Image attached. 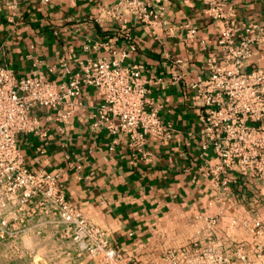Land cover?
Instances as JSON below:
<instances>
[{
  "label": "crops",
  "instance_id": "obj_1",
  "mask_svg": "<svg viewBox=\"0 0 264 264\" xmlns=\"http://www.w3.org/2000/svg\"><path fill=\"white\" fill-rule=\"evenodd\" d=\"M117 1L0 0L1 65L18 75L44 69L58 82L65 77L58 72L63 59L74 70L75 59L112 57L105 42L116 51L133 45L123 64L141 66L147 96L171 128L168 140L150 137L141 150L128 136L114 141L106 129L92 130L100 97L88 86L83 88V106L61 130L55 120L44 118L50 110L34 107L31 113L41 118L39 130L17 139L26 165L57 175L66 199L91 224L104 229L119 258L92 257L79 242L53 232L36 238L26 231L21 253L11 264H169L171 255L209 242V217L217 220L210 240L224 254L232 257L241 246L248 252L246 264H264L257 255L264 250V234L242 222L259 215L264 222V180L231 171L230 192L221 200L212 176L205 173L217 157L211 147L201 148L197 135L202 104L190 84L206 75L210 57L223 53L218 46L223 22L208 16L202 2L186 0L155 1V8L162 7L164 25L130 14H106ZM232 9L229 17L240 28L237 39L245 33L243 24L264 17L262 0H234ZM188 28L195 29L191 41ZM48 66L55 70L48 71ZM262 66L264 46L245 67ZM3 247L0 242V264H7Z\"/></svg>",
  "mask_w": 264,
  "mask_h": 264
},
{
  "label": "built area",
  "instance_id": "obj_2",
  "mask_svg": "<svg viewBox=\"0 0 264 264\" xmlns=\"http://www.w3.org/2000/svg\"><path fill=\"white\" fill-rule=\"evenodd\" d=\"M155 1L118 0L105 13L119 18L130 14L151 25H164L162 7L155 8ZM186 1L202 2L208 16L223 22L218 40L223 53L207 60L206 75L197 76L190 88L202 104L197 133L201 148L211 147L217 157L213 165L205 167V173L212 176L215 191L224 200L230 192L231 171L264 180V66L245 67L251 64L255 50L264 46V17L258 22L243 24L245 33L237 39L239 25L229 17L233 15L234 0ZM194 33V28H188V41ZM104 44L112 57L75 59L74 70L63 59L58 72L65 77L58 82L49 79L44 69L18 75L0 64V242L4 246L2 259L7 264L20 255L26 231L36 238L53 232L72 239L82 244L92 257L103 255L112 261L119 258L105 232L91 224L66 199L57 175L31 170L26 165L17 140L21 133L39 130L41 118L31 113L34 107L50 110L52 113L44 118L55 120L58 128L63 129L83 106L86 86L92 87L100 97L90 123L92 130L104 128L114 141L118 136H128L138 150L150 137L160 141L170 138V126L160 120L157 106L147 96L149 89L141 77V66L123 64L133 45L116 51L108 42ZM47 69L53 71L55 66ZM173 78H178L176 72ZM216 222V217L206 220L209 242L171 255L169 264H246L248 255L241 246L232 252V260L210 240ZM242 222L252 226L256 234H264L258 218ZM261 252L264 250L257 255L264 260Z\"/></svg>",
  "mask_w": 264,
  "mask_h": 264
},
{
  "label": "rangeland",
  "instance_id": "obj_3",
  "mask_svg": "<svg viewBox=\"0 0 264 264\" xmlns=\"http://www.w3.org/2000/svg\"><path fill=\"white\" fill-rule=\"evenodd\" d=\"M260 218H261V216L259 215V217H258V219L260 220ZM245 220V219H244ZM260 222H261V230H264V222H262L261 220H260ZM216 225V224H215ZM243 225H245V226H247L248 224H243ZM101 230H104L103 228H101V227H99ZM215 229V226L213 227V230ZM246 253H247V255H248V252L246 251ZM262 254H264V252H261Z\"/></svg>",
  "mask_w": 264,
  "mask_h": 264
}]
</instances>
